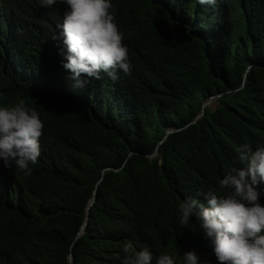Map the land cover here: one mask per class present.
<instances>
[{"label":"trees","instance_id":"16d2710c","mask_svg":"<svg viewBox=\"0 0 264 264\" xmlns=\"http://www.w3.org/2000/svg\"><path fill=\"white\" fill-rule=\"evenodd\" d=\"M111 3L131 74L78 87L62 66L67 5L0 0V106L23 100L44 122L31 175L0 161V264H123L146 246L152 264L188 251L219 264L179 207L207 206L236 149L264 146V0Z\"/></svg>","mask_w":264,"mask_h":264},{"label":"clouds","instance_id":"9594fccd","mask_svg":"<svg viewBox=\"0 0 264 264\" xmlns=\"http://www.w3.org/2000/svg\"><path fill=\"white\" fill-rule=\"evenodd\" d=\"M57 2L38 0L45 8ZM59 2L66 4L68 9L62 24L57 26L62 30L67 50L64 55L67 62L62 66L73 74L77 86L84 87L90 79H101L102 72L114 82L119 80L120 71L130 75L133 66L129 49L123 43L125 37L116 22L111 0ZM198 2L215 4L216 0ZM43 129L40 114L29 109L23 100L15 106H0V161L3 166L14 164L31 175L29 165H35L41 155ZM236 151L241 164L231 167L219 181V193L210 186L204 194L207 206L192 197L180 204V224L187 226L192 216L201 222L219 264H264V205L259 199L264 191L261 188L264 185V146L253 151L244 143ZM123 251L132 252V242H127ZM153 259V253L146 246L133 255H126L123 264H152ZM155 264H176V258L161 254L155 258ZM183 264H200V258L195 251H188L183 256Z\"/></svg>","mask_w":264,"mask_h":264},{"label":"water","instance_id":"95a60500","mask_svg":"<svg viewBox=\"0 0 264 264\" xmlns=\"http://www.w3.org/2000/svg\"><path fill=\"white\" fill-rule=\"evenodd\" d=\"M216 97H219V96H216ZM216 97H210L209 100H208V102H207V103H204V105H203V110H202L201 114H200L197 118H200V117H202L203 115H205V110H204V108L209 107V105L211 104V102H212ZM170 133H171V131H170ZM156 155H158V152L155 153V156H156ZM94 201H95V197H94L93 200L90 202V206L93 204ZM88 214H89V212H88ZM87 219H88V218H87ZM86 225H87V223H85L84 226H86ZM84 226H83V227H84ZM83 233H84V230L82 229L81 232H80V234H83ZM69 261H70V264H75V261H74V257H73V255H70V257H69Z\"/></svg>","mask_w":264,"mask_h":264},{"label":"rangeland","instance_id":"374dc122","mask_svg":"<svg viewBox=\"0 0 264 264\" xmlns=\"http://www.w3.org/2000/svg\"><path fill=\"white\" fill-rule=\"evenodd\" d=\"M208 101H206L205 103H207ZM217 102H216V99H214L212 102H211V104L209 105L210 107H212V108H216L217 107Z\"/></svg>","mask_w":264,"mask_h":264}]
</instances>
